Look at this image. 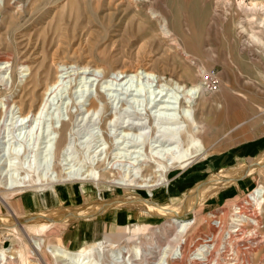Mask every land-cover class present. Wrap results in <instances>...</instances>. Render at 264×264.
<instances>
[{"label": "rangeland", "instance_id": "obj_1", "mask_svg": "<svg viewBox=\"0 0 264 264\" xmlns=\"http://www.w3.org/2000/svg\"><path fill=\"white\" fill-rule=\"evenodd\" d=\"M239 1L0 0V55L12 59L11 62L0 63V91L9 90L10 98L20 95V81L24 80L30 71H24L21 65L17 66L18 82L12 88L11 67L14 66L12 64L17 55L34 68L42 62L51 65L54 53H58L56 61L66 64L59 67L62 70L60 86H57L56 91L49 97V110L46 111L47 108L45 111L41 110L38 116L42 117L33 123L32 138L27 135L20 137L23 141L22 147H15L18 155L12 153L4 155V151L8 152L10 148V142L6 143V150L2 149L0 166L11 164L10 168L7 166L4 170V181L14 182L25 176L33 185L21 189H34L33 196L38 198L40 193H49L53 190L57 192L56 184L51 188L46 180L49 177L56 180L57 174L63 172L62 178L65 179L57 184L64 187L66 184L77 183L76 186L80 185V190L84 193V185L94 186L95 183L75 178H81L84 170L105 162L102 171L106 173L110 171L108 173L110 178L118 179L115 181L116 184L100 183L94 188L92 196L96 195V200L99 197L117 198L125 191H139L142 197L149 198L156 204L172 203L176 207L181 205L186 196L194 190L196 183L180 194L162 196V189L170 187L178 179H183L186 169L180 170L179 167L188 166L192 161H202L201 159L214 149V145H211L215 141V144L220 142L224 131L222 134L215 132L212 139L208 138L202 152L191 156L177 168H170L167 174L169 181L166 183L153 188H140L136 185L125 188L118 183H122L124 177L141 179V175L147 173L149 165H153V162L142 165L145 158L162 157L171 147L175 148L169 152L175 153H182L186 149L181 134L173 140H168L165 134L170 129L165 128L166 124L162 118L179 117L183 112L179 113L177 110L169 115L161 108L162 104L154 106L153 92L158 81L166 86L167 84L173 86L176 82L182 85H201L204 96L209 100L216 98L227 86L235 89V92L245 93L242 92V86L246 85L248 94L251 93L254 99L264 94V14L259 9L251 10L243 6L241 8ZM245 1L260 7L264 5V0ZM166 22L172 30L170 34H162L161 25ZM186 46L190 55L185 51ZM236 52H242L241 70L235 67ZM108 64L117 70L142 66L139 73L145 72L144 65H154V70L159 76L148 79L143 73L139 78L133 72L124 78L123 75L115 73L105 78L102 68ZM97 89L104 94L106 102L110 105V114L106 120L104 119L106 124L101 120L104 102L101 101ZM2 95L0 126L7 128L6 135L9 136L11 133L8 132H13V124L17 117L12 112H5L6 108L2 106L6 96ZM39 103L38 101L37 106ZM63 122H70V125L64 131L66 143L59 148L57 141ZM129 123L141 129L131 130L132 132L129 129L124 130L126 128L124 125ZM184 125L181 122L173 128L181 131ZM18 132L15 133L16 137L19 136ZM43 133L50 135L52 139L50 143L39 144ZM26 149L33 150V153H27ZM257 158H253L254 160L247 165ZM92 172L87 174L91 177ZM253 173L255 181L248 187L242 180L241 194L236 195L232 192L226 196L227 199H218L217 192L188 210L184 217L194 218L196 221L188 231L190 237L188 248H191L189 251L191 255L182 264H192L190 257L199 247L197 242L205 238L206 233L215 234V230L208 231V223L215 215V217L223 215L224 228L217 236L219 243L210 256V259H213L211 263L264 264V241H261V238L264 240V207L257 210L259 225L245 222L244 226L246 230L256 232L258 242L252 241L243 247L227 236L237 221L239 211L237 208L243 206L261 185L264 186V164ZM0 188H3V185H0ZM225 191L224 189L222 193ZM156 193L161 195L158 201ZM7 194L11 202L23 196L18 194L12 197L13 193L9 191ZM84 199L86 203L91 202L87 198ZM66 206L71 207L68 204ZM136 207L137 210L146 211L142 206L135 205L134 208ZM0 214L5 215L4 217L9 215L1 202ZM10 220L12 217H7V221ZM100 221L105 222L106 219H99L93 215L84 218L83 222L88 224ZM139 221L140 223L122 226L125 227V234L118 241L114 237H100L90 242L87 246L94 249L92 251L94 255L89 264H120L115 255L120 248L125 250L132 247L136 251L139 245L144 247L145 254L134 263L154 264L160 249L174 238L178 225L172 223L169 218L163 215L156 216L152 212L147 213ZM73 222H64L61 225L51 223L44 229L29 225L32 228L30 233L36 239L45 238L50 244H62L68 248L66 235L77 231L72 228L75 223ZM106 224H111L108 229L112 232L120 229L108 221ZM21 247L26 248V252L32 250L31 243L21 232L10 235L3 246L17 254ZM73 249L79 251L82 247L76 244ZM28 256V264H39L34 255ZM48 258L51 259V264H63L53 256Z\"/></svg>", "mask_w": 264, "mask_h": 264}, {"label": "bare ground", "instance_id": "obj_2", "mask_svg": "<svg viewBox=\"0 0 264 264\" xmlns=\"http://www.w3.org/2000/svg\"><path fill=\"white\" fill-rule=\"evenodd\" d=\"M239 5L241 8L243 6L251 10L259 9L264 14V5L260 7L259 5H256L254 3H246L245 0H240ZM161 27L162 34H170L172 31L168 25V22L161 25ZM185 51L190 55V51L187 46L185 48ZM241 53L242 52H236L235 56H237V61L234 62L235 67L240 70L242 69ZM57 54L58 53H54V55H52L53 63L51 65L42 62L37 68L26 64L19 55L15 57V60L13 59L14 63L12 65L14 66L11 67L12 88L18 82L17 66L21 65V69H23L24 71H30V73L26 74L28 76L25 75L26 78L20 81V95L18 94V98L16 96H14L13 98L8 97L9 90H6L5 92L0 91V95L4 94V96H6L5 103L2 106L6 108L5 112H12L16 115L15 117H17L16 122L13 124V132H8V134L11 133L9 136L6 135L7 128H3L0 126V156L2 149L3 151L6 150L7 142H10V148L8 149V152L4 151V155H11V153L18 155L19 152L17 149H15V147H22L23 141L20 140V137H25L27 135L28 137L31 136L32 138V136L34 135L33 123H35L39 118L42 117L38 116L40 114V111H45L46 108V111L49 110V97L54 91H56L57 86H60V72H62V70H60L59 67L66 65L65 62L61 63L58 60L56 61ZM11 61L12 59L9 56L0 55V63H8ZM55 65L56 68H54ZM143 67L145 69V72L143 71L142 73H139V68H142V66H138L135 69L134 67H132L121 68L117 70L116 67L108 64L104 66L102 70L104 72L105 78L109 77L111 73L123 75L122 78H124L128 76L129 73L133 72L135 73V75H138L139 78L143 75V73H145V78H158L159 75L156 74L154 65H144ZM157 83V88H155L153 92V94L155 95L152 100L154 106L157 107L158 105L162 104L161 108L164 109L165 112L169 115H172V113L176 112L177 110H179V113H181V111L183 112L179 117L164 116V118H162L163 123L166 124L165 128L170 129L169 132L165 134L166 136H168V140H173L174 138H177L179 134H181L186 149H184L182 153H175V151L169 152L173 151V149L175 148L171 147L167 149V152L162 157L149 156L150 159H142L144 161L142 165L149 164V162H153V165L150 164L149 167L147 166V173L142 174L141 179L139 180L136 179L137 177L129 179H126L124 177L123 182L118 184L122 185L125 188H129L133 185H136L140 188H153L159 184L168 182L167 174L169 172V169L185 163L188 158H191V156L194 157L202 152L203 147H205V142L208 141L207 139H212L211 132L216 131L217 133L220 132L222 134V132L224 131V135L226 129L229 127V123L231 120L235 121V125L239 124V122L242 121V93L235 92L236 90L232 89V87L230 86H227L228 89L225 87L224 91L222 89L221 93L216 98L214 97L212 100H209L204 96V89L201 85H182L181 83L176 82V84L173 86H170L168 84L166 86L163 85V83L160 84V81H158ZM41 90L42 92H40ZM97 91L101 98V101L104 102V112L102 114L101 120H103V123H105L104 119L106 120L107 116L110 114V105L106 102L104 94H102L98 89ZM38 101L40 103L37 106ZM95 104L97 105V103ZM72 116L73 114H71V118ZM181 122L185 124L184 128L181 129V131L177 128H173L174 125H178V123ZM69 125L70 122H63L61 124L60 137L57 141V145L59 148H62L66 143L64 131L69 127ZM124 126L126 127L124 130L129 129L131 131L141 129L133 123H129L128 125ZM16 131H19V138L15 136ZM51 140L52 139H50L49 134L43 133L39 144L45 142H47L48 144ZM47 147L48 145L46 146V148ZM223 147L224 145L222 146L221 143L218 150H221ZM26 151L27 153H33V150L26 149ZM45 152L47 155L48 153L46 150ZM41 153L43 155L45 154L44 151H42ZM104 164L105 162L98 164L97 167H93L91 169L88 168L84 170L82 174L83 176H81V178H75L78 180H91L95 183L94 186L84 185V198H87L88 201L91 202L85 203L83 207H80L79 209L77 207L75 208L66 206L67 199L63 195L65 192L66 194L73 192L74 184H66L64 185V187L57 184L65 179L64 177L62 178V176L64 175L63 172H59V174H57V176L55 177L57 178L56 180L52 179L51 177L46 180V183H49L51 185V188H53V186L56 184L55 186L57 187V192L53 190L49 193H40L37 198L33 196L34 193L32 191H35L34 189H21L33 185L32 181L27 180L25 176L16 179L14 182H9L7 180L4 181V170L7 168V166H9L10 168L11 164L9 165L7 163L4 166L1 165L0 185H3V188H0V202L2 206L7 210V213H9V215L4 217L5 215L2 216L0 214V235L2 238V242H0V264H28L29 254L34 255L35 259H37V262L39 261V264H51V259L49 260L48 258L49 256H53L54 258L59 259L63 262V264H89L94 255L92 252L94 249L90 248V246H87L90 242L96 241V239L100 238V233H104V235L107 237H114L115 239L117 238L115 235L107 232L108 230L106 229L105 225H102L103 221L87 224L83 222L84 218L92 217L93 215H95L98 216L99 219H109V217L114 212L113 208L117 209L118 207L123 205L142 206V208L148 210V212H152L156 216L163 215L169 218L172 223L178 225V229L174 238H172L163 248L160 249L159 256L155 260L154 264L185 263L187 257L191 255L189 254L191 248H188V243L190 241L188 231L196 221L194 218H185V214H187L188 210L191 209L194 205L196 206L197 204L203 203L207 197L212 196L213 194L220 192L222 189L236 183L245 175L258 171L264 164V154L258 156V158L250 165L243 166L242 162H239L234 167H226L210 174L209 176H207V178L201 180L196 184L194 190L186 196L181 205H177L178 208L172 203L156 204L149 198L142 197L139 191H125L124 194L119 195V197L117 198L114 197L113 200L112 198L107 197H102L101 199L96 200V195L92 196L94 188L98 187L100 183L116 184L115 181L118 179L110 178L111 176L108 175L110 171L108 173L102 171L101 168ZM91 172L92 174L90 177V174L87 173ZM86 174L87 176H84ZM8 191L11 194L13 193L12 197L18 194H23V196L21 195L20 198H17V200L11 202L9 195L7 194ZM114 204H116L117 206ZM252 207L255 208L252 209ZM263 207L264 186L261 185L250 195L243 206L237 208V210H239L237 212L238 218L236 223L231 228L230 232L227 234L228 238L230 240H233L234 242L236 241V243L241 244L243 247L244 245H246V243L257 241L255 236L256 232L246 230L244 226L246 225L245 222H251L254 225H259L260 218H258L257 210H262ZM18 214L27 215L21 217ZM215 216L212 217V220L210 221V223H208V231L215 230V234L209 235V233H206L205 238L197 242V245L199 247L196 248L195 251L192 250L194 251V253L192 252L193 256L190 257L192 264H194V262L195 264H212L211 260L213 261V259H210V256H212V253H214L215 249H217L216 247H218L219 243V237L217 236L221 234L224 228L223 215H221L220 217ZM7 217H12V220L7 221ZM71 221L75 222H73L74 225L72 228L77 231H72L66 235L65 241L67 240L66 243L68 245V248L63 247L62 244H50L48 239L45 238L36 239L32 237L30 233L32 228L29 225H35L36 228L39 227L40 229H44L51 223L61 225L64 222ZM17 232H21L27 237L32 246L31 251L26 252V248L21 247L20 251L17 254L12 249L3 248L4 243L8 241L10 235L17 234ZM253 235L255 236V238ZM261 241L264 240L261 238ZM76 244H79L82 249L79 251H75L73 249V246ZM144 254V247L142 245H139V248H137L136 251H134L132 247H128V249L125 250L120 248L118 254L115 255H117V260L120 264H136L134 263V261L143 258Z\"/></svg>", "mask_w": 264, "mask_h": 264}, {"label": "crops", "instance_id": "obj_3", "mask_svg": "<svg viewBox=\"0 0 264 264\" xmlns=\"http://www.w3.org/2000/svg\"><path fill=\"white\" fill-rule=\"evenodd\" d=\"M242 92H245L242 93V121H240L239 124L235 125V121L231 120L225 134L220 138V142L215 144V141L211 145H214V149L210 150L211 152H209L207 156L201 159L202 161H192L188 166L179 167L180 170L186 169L185 173L183 174V179H178L176 180V182L174 181L175 183L171 184L170 187L163 188L162 196L170 195L171 193L180 194L183 191H186L189 188L193 187L194 183L197 184L198 182L203 180L204 176H206L208 173L212 174L214 172H217L216 170L218 169L220 170L226 167H234L239 162H242V165H247L253 158L264 154V94L261 95V97L254 99L251 93L248 94L246 85L242 86ZM215 132H211L212 138L214 137L212 135L215 134ZM221 143L222 146L224 145V147L221 150H218ZM190 172H192V174H189ZM242 180L245 186L248 187L249 185L254 183L255 174L252 172L251 174L245 175L236 183L224 188L226 191L223 193L222 191H224V189H222L219 192V196L217 198L227 199L228 197L226 196L232 192H235L236 195H238L239 193L241 194ZM76 184L77 183H74L73 192H70L69 194H66L65 192L63 196L67 199L68 205H70L71 207L80 208L82 203H86L84 199L85 192L82 193L80 190L81 186H76ZM155 196L158 201L161 195L159 193H156ZM97 199L101 198L99 197ZM134 207V205H123L118 207L117 209L113 208L114 212L109 217V219L106 220L109 223H112L113 225H116V227L120 228L115 232H112L108 229L111 224H106L107 221L102 222V225H105L106 229L108 230L107 232L116 236V241L124 237L125 227L122 226H129L133 223H140L139 220L142 217L146 216L147 213H150L146 209V211H143L139 209L137 210V207L136 209ZM100 235L102 238L107 237L104 235V233H100ZM0 242H2L1 235Z\"/></svg>", "mask_w": 264, "mask_h": 264}]
</instances>
